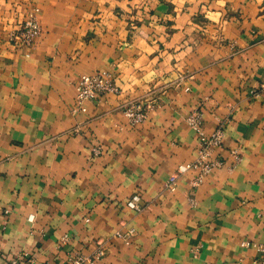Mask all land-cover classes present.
Wrapping results in <instances>:
<instances>
[{
	"label": "crops",
	"instance_id": "obj_1",
	"mask_svg": "<svg viewBox=\"0 0 264 264\" xmlns=\"http://www.w3.org/2000/svg\"><path fill=\"white\" fill-rule=\"evenodd\" d=\"M36 5L29 48L10 33ZM105 69L120 91L80 105L81 74ZM195 110L223 125L226 164L172 191L198 157ZM263 244L264 0H0V264L99 248L96 264H264Z\"/></svg>",
	"mask_w": 264,
	"mask_h": 264
},
{
	"label": "built area",
	"instance_id": "obj_2",
	"mask_svg": "<svg viewBox=\"0 0 264 264\" xmlns=\"http://www.w3.org/2000/svg\"><path fill=\"white\" fill-rule=\"evenodd\" d=\"M39 6H33L27 14L22 25L13 29L10 33L12 40L19 41L26 47H32L39 35L42 34L43 28L39 21ZM120 87L117 84L115 73L109 69L97 70L90 73L81 74L77 83V101L81 105L86 100H95L102 98L108 92H119ZM78 106V108L80 107ZM124 111L131 123L136 124L147 119L148 104L142 100H131L123 105ZM188 121L199 134L198 157L193 161L181 163L178 166L177 175L167 183V189L175 190L177 180L180 175L189 170H197L198 175L192 181V188L196 189L203 181L205 176L213 169L223 167L226 160L220 156H214L217 147L223 145L224 128L219 126L212 133L206 132L203 128L202 112L195 110L188 115ZM102 150L101 146L94 147V153L98 154ZM236 160L241 159L242 155L238 147L232 149ZM128 204L138 210H144L146 205L142 202L141 193H136L128 201ZM135 232L131 228L128 232L121 233L125 238L130 237ZM264 261V244L261 246ZM104 251L99 248L92 254L73 249L69 251L67 260L64 264H96L99 257ZM7 264H39L37 259L27 251L17 253ZM49 264V263H44Z\"/></svg>",
	"mask_w": 264,
	"mask_h": 264
}]
</instances>
